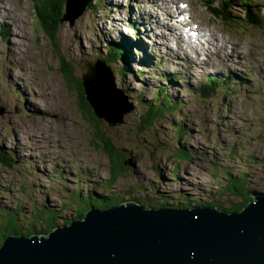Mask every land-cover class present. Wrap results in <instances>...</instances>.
<instances>
[{
	"label": "rangeland",
	"instance_id": "1",
	"mask_svg": "<svg viewBox=\"0 0 264 264\" xmlns=\"http://www.w3.org/2000/svg\"><path fill=\"white\" fill-rule=\"evenodd\" d=\"M88 1L67 2V20L53 41L38 24L34 0H0V154L12 165L0 161V226L3 214L15 211L23 232L31 222L43 230L42 220L32 217L44 211L58 213L61 227L79 215L77 192L139 198L147 209L212 202L229 208L240 197L227 190V172L243 179L250 195L264 194V29L236 19L244 15V0L225 8L230 22L211 9H223V0H91V9ZM250 1L264 14V0ZM159 5L171 9L155 10ZM144 11L161 25H152ZM181 15L207 36L193 31L188 55L181 53L185 39L177 50L158 35L173 26L183 31ZM210 35L225 46L218 54L207 45ZM116 45L128 60L123 77L120 59L102 62ZM67 66L76 82L90 66L96 69L93 90L122 108L120 121L109 115L115 123L102 119L100 126L127 155L129 170L112 185L109 156L81 110L80 92L63 76ZM214 78L222 88L196 94ZM227 78H233L228 86ZM160 89L177 108L140 131ZM93 95L87 94L96 103ZM184 154L191 158L181 159ZM20 233L11 236H25Z\"/></svg>",
	"mask_w": 264,
	"mask_h": 264
},
{
	"label": "water",
	"instance_id": "2",
	"mask_svg": "<svg viewBox=\"0 0 264 264\" xmlns=\"http://www.w3.org/2000/svg\"><path fill=\"white\" fill-rule=\"evenodd\" d=\"M92 77L90 66L84 77L90 97ZM88 99L100 118L112 120ZM0 264H264V194H252L242 211L232 213L215 207L147 209L137 202L91 210L48 236H9L0 247Z\"/></svg>",
	"mask_w": 264,
	"mask_h": 264
},
{
	"label": "trees",
	"instance_id": "3",
	"mask_svg": "<svg viewBox=\"0 0 264 264\" xmlns=\"http://www.w3.org/2000/svg\"><path fill=\"white\" fill-rule=\"evenodd\" d=\"M223 5L221 8H211L214 12L216 17L221 19H225L227 21H232L234 17L231 16L230 12H227L225 8H231L232 3L231 0H223ZM68 0H34V9L36 13V17L38 19L39 26L43 29L45 34L54 41L57 31L61 26L62 22L65 20V7L67 5ZM228 2V3H226ZM242 6L244 8V15L242 18L239 19V23L241 24H250L258 29H264V14L263 10L259 9L257 5L252 4L250 0L241 1ZM89 9L93 8L91 0L88 1ZM218 9V10H217ZM217 10V11H216ZM109 48V47H108ZM105 59V60H104ZM102 60L103 63L109 66V63L116 64L119 59L121 63L124 65L122 68L117 69L118 75L125 76L128 73V67L125 63H128L126 59V51L125 48L122 46H110V52L107 53ZM125 59L127 61H125ZM73 73L71 69L67 66L63 70V76L68 79V82H72L73 87L80 92L81 97L83 98L80 107L81 110L86 118V120L96 129L95 136L96 138L101 141L106 149L107 155L110 159V183L111 185L113 182L117 180V178L121 177L129 168L126 167L127 162V155L125 154L124 150H120L116 148L107 137L106 133L100 130V126L103 123L102 119L99 115H97L92 101L88 99L87 96V89L84 85L83 79L81 81L75 82L73 77ZM216 80V82L214 81ZM208 79L207 83L203 85V88L196 92L199 95H207V93H211L216 91V89L222 88L220 81L218 79ZM230 82V81H229ZM227 85V83H224ZM79 85V86H78ZM211 85V86H210ZM160 94L158 95L160 98L156 97V100L149 102L148 111L146 112L145 116L143 117V122L141 123L140 131L142 130H149L152 126H154L157 119L164 114L172 113L173 110L177 108L178 104H174L167 96L164 95V90L160 89ZM90 100V101H88ZM85 103V104H84ZM89 104V105H87ZM84 108H83V107ZM88 110V111H87ZM90 112V113H89ZM90 114V115H88ZM95 114V115H94ZM93 115V116H92ZM181 127V125H178ZM102 127V126H101ZM178 127V130L180 129ZM183 132V129L179 130ZM153 133V132H152ZM191 158L188 154H184V157L181 159ZM0 161L8 167H12V165L6 163V159L3 155L0 154ZM227 180L229 181V186L227 190L231 191L232 194L239 195L240 202L239 204L232 205L229 208H224L220 206L217 202L212 203H204L203 206L205 207H215L219 210L226 211L228 213L232 212H240L242 211L251 201H252V194L250 195L249 192L244 190V181L243 179H235L232 175L227 172ZM74 202L77 203V210L79 215L77 216L76 220L84 219L87 216V213L91 210H98V211H106L110 210L113 207L121 206L127 202H138L141 204L139 198L134 199H126V198H117V196H110L107 197L105 194L94 195L92 192L89 195L82 197L80 193H76L74 196ZM134 200V201H133ZM167 204L160 205L159 208H166ZM191 204L188 203H180L178 209H188ZM177 209V208H176ZM58 213H46L44 211H38L35 216L32 217V220H42L44 223V229H40L36 231L34 229L35 222H31L28 224V229L22 231L23 229L18 226L19 220L17 217V212L8 211L2 216V225L0 226V247L4 243V241L13 234H23L25 236H32V235H45L48 236L56 227H58ZM74 219L70 220L69 222H64V225H69ZM26 227V226H25ZM30 228V229H29ZM19 231V232H18ZM23 232V233H22Z\"/></svg>",
	"mask_w": 264,
	"mask_h": 264
},
{
	"label": "bare ground",
	"instance_id": "4",
	"mask_svg": "<svg viewBox=\"0 0 264 264\" xmlns=\"http://www.w3.org/2000/svg\"><path fill=\"white\" fill-rule=\"evenodd\" d=\"M69 1V5H72L74 2H76V4H79L80 5V3L83 1L84 2V0H68ZM170 1V0H169ZM173 3H174V0H171ZM222 1V0H221ZM226 1V0H225ZM215 2V1H214ZM224 2V1H223ZM231 2V1H230ZM179 2H177L176 4H178ZM226 3H228V2H226ZM68 5V6H69ZM212 6V5H211ZM223 7H224V5H223ZM170 9H171V7H168V6H165V7H161L160 5L159 6H157L156 8H155V10H157V11H163V12H166V10H169L170 11ZM186 9V8H185ZM219 9V8H218ZM217 9V10H218ZM178 10V12H181L180 14H182V15H184L185 13H186V11L182 8L181 10L178 8L177 9ZM180 10V11H179ZM216 10V11H217ZM190 12V11H189ZM188 12V13H189ZM215 12V11H214ZM67 13V12H66ZM76 14V13H75ZM143 14H147V12H142V16H143ZM169 15V14H168ZM181 15V16H182ZM170 16H171V14H170ZM80 17V16H79ZM145 17V19L146 20H148V21H150L151 23H152V25H156L157 23L159 24V26L161 25V22L160 21H158V20H154L155 18H153V17H151V15H146V16H144ZM190 21V20H189ZM167 24V26H168V23H166ZM170 24V23H169ZM152 25H150L151 27H152ZM186 25L187 26H182L183 27V31H181L180 32V30H179V27L178 26H176V27H174L173 26V29H167L166 30V32H164V30H163V28H162V33H160V34H158V35H161L162 37H164V38H166L167 39V43L168 42H170V43H172V42H175L176 44H177V46H178V48H177V50H181V46L179 45L180 44V41L181 40H186L187 42L186 43H189V44H186L185 45V47L183 48V50L181 51V53H183L184 55H188V54H190V52H189V50H192L193 51V46L191 45V42H192V35L191 34H186V32H187V29H186V27H189L190 25H191V23L190 22H187L186 23ZM172 26V25H171ZM180 26V25H179ZM153 29H154V27H152ZM189 28H191L190 29V31H192V27H189ZM199 28V26L196 28V30H195V32L197 33V35L199 36H201L202 38H206L207 36L204 34V31L202 30V28L201 29H198ZM197 29H198V31H197ZM193 32V31H192ZM207 32V31H206ZM172 33H175L174 35L176 36L177 35V38L175 39V40H173V35H172ZM184 33V34H183ZM208 34V33H207ZM170 35H171V37H170ZM197 36V37H198ZM138 38V37H137ZM157 38V37H156ZM191 42H190V41ZM199 40V39H198ZM197 40V41H198ZM122 44V43H121ZM212 45V46H210L209 48L210 49H212L213 47H215V50L217 51V53L216 54H218V53H220V51L221 50H223L224 49V45H222V46H219V43H217V39L215 38V36L214 35H210L209 36V38L207 39V45ZM165 45V44H164ZM131 46V45H130ZM168 44H167V46H165L166 48H168ZM148 53V52H147ZM141 57V56H140ZM149 57V56H148ZM216 58V57H215ZM143 60V59H142ZM185 62H190V60L189 59H187V60H184ZM215 62V61H214ZM146 63V62H145ZM152 63V62H151ZM88 65V64H87ZM147 67V66H146ZM142 68V67H141ZM90 69V68H89ZM88 69V70H89ZM92 73H93V76L95 75V79H94V77H92L91 79H90V81H92V82H99L98 81V79H96V78H98L97 77V75H99L98 73H97V70L95 69L94 71H92ZM232 73V72H231ZM234 77V76H233ZM230 79V80H229ZM233 78H227L226 80H224L223 82L224 83H227V85H230V83L231 82H229V81H231ZM214 80V79H213ZM215 82H216V80H214ZM227 81V82H226ZM234 81V80H233ZM76 82V81H75ZM77 84H78V82H77ZM236 85L238 86V84L236 83ZM79 86V85H78ZM211 86V85H210ZM93 93H94V97H95V100H96V104H97V106H101L100 108H102L103 110H105L106 112H108L109 114H111L112 116H114V117H116L117 115H119V112L122 110V108L121 107H118L117 106V104H116V106H115V102H114V100H112L109 96H107V98L104 100V102L102 101V99L100 98V97H98V95H97V93L95 92V91H93ZM127 100V99H126ZM88 101H90V100H88ZM85 104V103H84ZM87 105H89V104H87ZM83 107V106H82ZM84 108V107H83ZM99 109V108H98ZM100 110V109H99ZM88 111V110H87ZM90 113V112H89ZM88 115H90V114H88ZM95 115V114H94ZM93 116V115H92ZM108 116V115H107ZM153 208V207H152Z\"/></svg>",
	"mask_w": 264,
	"mask_h": 264
}]
</instances>
